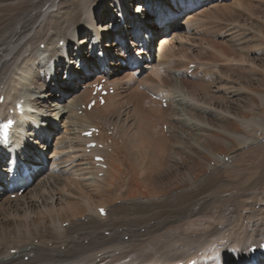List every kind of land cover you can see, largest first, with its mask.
Here are the masks:
<instances>
[{"label":"bare ground","instance_id":"bare-ground-1","mask_svg":"<svg viewBox=\"0 0 264 264\" xmlns=\"http://www.w3.org/2000/svg\"><path fill=\"white\" fill-rule=\"evenodd\" d=\"M147 1V7H143L141 16H138L142 20L137 26H142L146 21L152 24L157 18L154 0ZM169 1L176 9L188 5L190 12L182 25L202 22L204 16L213 9L209 10L208 7L195 12L203 0ZM127 2L0 0V99L3 97L0 102V122L10 117L16 119L17 126L12 129L11 139L14 153L27 160L40 153L38 148L31 145L29 147L33 150L29 149L23 154L27 148L22 152L24 146L21 142L28 136V130L30 136H37V140H40L41 134L37 128L29 127L32 121L33 125L42 126L40 122L45 118L41 113H32L31 110L35 108L42 111L40 103L47 102L45 97L52 95V84L59 83L63 90L70 84L59 77L64 68L62 60L67 56L74 60L67 69V73L72 76L71 81L80 89L84 87L69 104V111L74 113L78 110L77 105H85V108L81 115H73L71 119L88 124L89 127L82 131L90 129V126L98 129V134L94 133L92 138L84 136L82 141L103 143L102 148L97 146L91 150L90 158L94 160L95 155H101L104 159L102 163L106 164L102 184L105 186L97 182L101 178L95 179L99 185L93 183L95 189L92 191H87L78 182H71L76 184V187L71 188L68 176V180L64 181L66 183H61V177L66 176H60V173L49 176L51 186L57 189L67 186L66 192L71 196L69 200L56 194V203L55 196H52L53 201L48 204L51 198L42 195V204L37 205L34 199L29 198L28 188L15 198L1 191L0 264H189L192 259L195 260L194 264H248L251 263L250 247L254 244L260 246L263 241L264 153H256V157L251 158L257 160L258 172L255 175L248 170L247 165L245 169L242 167L241 158L253 148L252 144L264 142V76L258 83L249 76L243 80L241 88H237L244 94L243 98H234L229 102L226 98L213 96L208 86L202 84L203 75L196 69V63L192 70L188 65V71H185L184 67L181 68L183 58L178 66L179 55L186 56L182 50L199 38L200 28L188 24L186 36L182 33L173 34L169 30L168 36L172 39H168L161 49L162 61L153 68V73L143 76L144 69L121 66L115 69L116 72H112L114 69L107 72L104 68L95 75L86 74L85 66L78 62L84 61L87 67L92 66L90 61L84 59H96L100 53L109 54L110 49L106 47L118 51V63L134 53L143 54L147 60L149 51L143 39H138L127 25H121L118 20V13L124 11ZM144 2L141 3L146 5ZM217 14L216 11L214 15ZM169 15L156 19L161 27L173 22L174 18ZM104 17L115 20L117 24L102 36L95 21L99 18L104 22L107 19ZM148 17L149 20H146ZM79 31L88 34L80 39L77 37ZM257 31L263 34L262 39H257L263 45L264 29ZM48 33L52 36L49 37ZM254 33L258 32L255 30ZM122 34L130 38V47L119 38ZM92 36L95 37L93 43L87 46L85 43H89ZM74 40L78 41L80 52L70 51ZM105 40L104 45L102 42ZM60 41H63L62 45ZM218 44L215 45L220 47ZM170 45L172 47L168 50ZM173 47H178V53L181 52L179 57L173 53ZM247 50H253L251 43L247 45ZM109 57V63L113 64L116 61L114 55ZM229 57L243 61L246 65L252 62L254 67L264 71V56L239 58L231 54ZM199 66L203 67L206 75L210 71L202 62ZM175 67L178 68L175 71L178 74H172ZM103 77L107 79L106 87L112 86L114 92L117 85L121 84H128L131 89L121 100L119 97L123 95L106 101L109 92L103 104L98 101L88 109L92 85ZM235 80L242 82L238 76H235ZM141 86L164 98L170 96L175 87L186 90L194 100L186 108L192 125L173 107L172 97L166 98L167 107H163L161 100L150 96ZM29 87L35 91L33 94L42 96L32 95ZM18 102H22V109H29H23L22 114L6 111V108L16 110ZM131 107L141 116L137 127L130 122ZM218 112H223L226 117L219 116ZM214 122L218 124H212ZM164 124H167V130L163 128ZM216 125L218 133L211 130L216 129ZM205 134L208 135L206 141L201 139ZM246 143L248 150L243 147ZM256 146L255 149H261L264 145ZM9 153L6 149L0 150V164L6 162ZM87 155H83L85 159L89 158ZM213 160L215 162L211 164ZM217 166L220 167L218 170ZM207 169H210L209 173ZM47 170L48 166H42L31 175L35 179ZM227 170H231L228 176L225 175ZM240 172L245 173V179L232 186ZM58 184L64 185L58 188ZM250 192L255 195H250ZM236 193L241 196L231 199ZM214 196H219L225 202L221 203ZM83 197L88 198L91 204L82 205ZM92 201L100 202L96 206L97 213L91 212ZM259 203L263 206H259ZM58 204H61V208L56 207ZM210 204L213 206L209 207ZM100 206L106 207L105 216L99 213ZM246 206H249L247 214L243 211ZM203 217L218 221L222 229L212 223L199 230V234L190 233L186 236V230L197 228ZM64 222H67L66 226H62ZM185 224L187 226L183 228ZM258 235L263 236L259 239ZM259 259L258 264H264V254Z\"/></svg>","mask_w":264,"mask_h":264},{"label":"rangeland","instance_id":"rangeland-1","mask_svg":"<svg viewBox=\"0 0 264 264\" xmlns=\"http://www.w3.org/2000/svg\"><path fill=\"white\" fill-rule=\"evenodd\" d=\"M101 1H103V0H101ZM154 3H155V0H154ZM217 5H219V6H217ZM135 6H136L135 11H138L140 9L139 2H137L135 4ZM220 6H221V8H219ZM154 7L157 10V18H155L154 23L149 24L148 21H146L144 24H142V26H140V29H137V28L135 29L133 27V25H134L133 20H128L126 22L128 29L132 32H139V34L140 33L144 34V30L145 31L147 30V32L150 33L151 47H152L151 48V50H152L151 54L152 55H150L148 58L149 64L144 65L143 69H144L145 73L143 76H146V74H149V73H153L152 72L153 68H155L159 64L158 62L160 60L162 61V59H160V58H162L160 56L161 49L164 47L165 43L168 42L167 41L168 39H172V38H169V36H170L169 30L173 34L182 33L184 36H186V34H187L186 32L189 28L188 25H192L195 27L197 25L200 28L198 36H197L199 38H196L197 40L195 42H193L192 44L187 45L186 46L187 49L185 48L184 50H182V51H184L183 53L186 52L185 57H182L181 55H179L181 52L178 53L179 52V50H177L178 47H173L174 52H173V49H172V52L177 54V57H179V56L181 57L179 59V62H178L179 65L178 66L181 65V60L184 58L183 59V66H181V68L184 67L183 68L184 70L188 67V65L191 68L190 70H192L195 67V63L198 65L196 67V69L198 68L200 70L199 73L201 72L200 74L203 75L201 77L203 79V81H201V82L205 86H208L207 89L210 92L214 93L213 96H216L217 98H224V99L226 98L225 100L226 101L228 100L229 102L234 98H243L244 94L242 92L237 91V88L238 89L241 88V85L244 83L243 80L249 76L252 81L258 83V81L262 78V76H264V71L261 69H257L256 66L254 67L252 62H250L249 65H246V63L244 64L243 61L241 62L238 60L231 59L233 57H229V55L231 56V54H232V56H234V54H236L239 58H241L242 56L252 58L253 55L256 58L264 56V44L260 45L257 41V39H262V35H263L261 31H257V30L258 29H264V0H203L202 4L200 3V5H198V7L194 11L200 12L202 9H204V8L208 9V7H209V10L211 8H213V9H211V11H212L211 13H213V15L209 12L210 14L206 15V17L204 16V18L202 19V22L195 23V24L190 22L189 24L186 23L185 25H182V24H184V20L188 16L187 13L190 12V10L188 9V5H184V7L182 6V7H180V9H176L175 7H172V4L170 3L169 0H156ZM214 10H215V12H214ZM145 11H147V10H145ZM216 11L218 13L217 16L214 15V13L216 14ZM143 13H145V12H143ZM167 14H170L169 17L171 16L170 18H174V19H173L172 23H170V24L167 23V25L164 24L165 26L163 28L159 25L158 20H156V19H158L159 17H165ZM103 15L104 14H102V16ZM104 18H107V17H104ZM147 19L149 20V17L146 18V20ZM118 20H120V19L118 18ZM222 20H224V21H222ZM95 23L98 26V28L101 30L102 36L106 35L107 32L109 31V29L112 28V26H115L117 24L115 20H112L110 18L105 19L104 22H102V20L98 18V20L95 21ZM120 24H122V23H120ZM100 25H101V27H100ZM255 30L258 33H254ZM87 34L88 33L86 31H79L77 37L81 39L82 37L83 38L86 37ZM256 34H257V36H256ZM50 36H52V35L49 34V37ZM250 36L253 38H251ZM260 36H261V38H260ZM93 37L94 36H92V39L90 40L89 43H85V44H87V46L92 45L93 40L95 38V37L94 38ZM164 37L166 39H164ZM256 37H259V38H256ZM119 38L122 39V41L125 40L127 42V40L122 35H119ZM215 41H218V42H215ZM77 42H78L77 40L72 41L71 46H70L72 51L77 50V48H78ZM223 42L225 45H227V47H225ZM256 42L258 43V45ZM60 43H61L60 45H62L63 41H61ZM103 43L105 45L106 40H105V42L103 41L102 44ZM210 43H213V45ZM250 43L253 47L252 51L255 50V52L247 50V45L249 46ZM215 44L220 45L221 49L219 46H217ZM127 45H129V44H127ZM42 46H43V44H41V47ZM171 47H172V45L168 46V50ZM213 47H216V48H213ZM217 47H219V48H217ZM106 48L110 49L109 55H114V57L116 56V58L119 59V57L117 56L118 52H117V50H115V48H110V47H106ZM216 49H218V50H216ZM226 54H229V55L226 56ZM142 56H144V55H142ZM70 59H71V62H70ZM185 59H186V61H189V62L192 61V62L191 63L186 62ZM187 59H189V60H187ZM230 59L233 61H231ZM84 60L85 61L88 60L90 62L91 61L96 62L95 64L92 63L93 65L89 67L91 75H93V74L95 75L97 72L101 71V68H99L100 64H99L98 60L90 58V57L88 59L86 58ZM62 62L64 63V69L60 72L59 77H60V79H63L64 82H68V83L70 82V84L67 86V89L63 90L61 88V86H59V83H53L52 84L53 85L52 95L45 97L46 100H48L47 102L40 103L41 104L40 109H42V111H38L35 108H33V110H31L32 113H41V115L45 118V120L40 122V124L42 126H39L36 124L33 125L34 121H32L29 129L30 128L33 129L35 127V128H37L38 133H41L40 129L46 128L45 130H47V131H49V133H51V137H50L51 138V140H50L51 145H49V148L46 149V152H47L46 154L48 156V161L46 162V166H48V170L45 171L40 176L36 177L34 179L33 183L28 187V191L30 193L29 198L34 199L36 201L37 205L42 204L41 203L43 201V200H41L42 195L48 197V199L51 198L47 202L48 204L53 201L52 196H55L54 202L56 203V198H57L56 194L63 196L62 197L63 199H66V200L71 199L70 198L71 196L68 195V192H66L67 186L62 187L63 189H57V188L51 186V184H49V182H51V179L49 178V176H51L52 174L56 175V174L60 173L59 174L60 176H66V177L68 176L69 180H68V177L67 178L61 177L63 180V181H61V183H66V182H64L65 179L68 180V182L70 184H71V182H78V183H81L82 186L87 191H92V189H95L94 188L95 186H92L93 183L97 184L96 181H94L95 179L101 178V179H99V181L97 180V182L100 185H102L104 182L103 176H104V170H106V164L101 165L98 161L92 160L90 158L92 156L91 149L95 148L96 146L89 147V145L87 143L82 141V137L85 136L83 134L82 129L88 128L89 127L88 124L87 123L81 124L79 122H73L71 119V116H73V115H75V116H76V114L81 115L83 112V109L85 107H84V105H82V107L77 105L78 110L75 111L76 113L75 112L71 113V111H69V108H70L69 104L75 98L76 94H78L81 90H84V87H82L80 89V86H78V85L76 86V84L73 81H71V76H69L67 74L68 66L73 64L72 58L64 57ZM201 62L204 63L205 65H207L208 69L210 70L207 73V75L203 73V71H204L203 67L199 66V63L201 64ZM78 63L81 66H82V64H84L83 61L82 62L79 61ZM115 63L110 65V69H117L119 67ZM121 66L124 68L128 67L124 63H122ZM121 66H120V68H121ZM248 69L251 70V72H249ZM176 70L178 71V68H176V67L174 69H172V74H178V72H175ZM185 71H188V69H186ZM113 72H116V70H114ZM51 73H54V72L51 70ZM188 75L190 76V74H188ZM235 76L242 78V82H237L235 80ZM90 79H92V78L90 77ZM88 80H89V78H88ZM91 82H93V81H91ZM122 86H123L122 84L117 85V90L113 94H111V93L108 94L106 96V101H108L109 99H117L118 96H120V95H123V96L119 97V100H121L122 98H125L126 95L128 94V92L130 91L131 86H128V84L124 85L123 87ZM75 87H77V88H75ZM144 87L141 86V88H144ZM147 89H146V92H147ZM242 90H243V87H242ZM29 91L32 95H35L37 97L42 96L41 94H33L35 91L31 87H29ZM75 91H78V92L74 93ZM126 92H127V94H126ZM116 93H118V94H116ZM160 94H163L164 96L166 95L163 92H160ZM169 97H172L171 98L172 99V105L174 108H176L177 111L180 112L183 119L184 120H190L191 117L189 116L188 112L186 111V108H187V105L190 104V102L194 103V100H192V98L188 95L186 90L175 87V89L171 92L170 96L166 95L165 98L169 99ZM2 100L3 99H0V102H2ZM163 107H166V106H163ZM131 108L133 109V107H131ZM131 108H129L130 122L135 123V125H136L135 127H137V125L139 124V122L141 120V116L135 111V109L132 110ZM27 109H29V108L27 107ZM13 110H14V108H11L10 110H8L6 108V111H8V112L10 111V113H12ZM133 111L136 113H134ZM218 115L219 116L221 115L222 117L225 116L223 114V112H218ZM191 122L192 121L190 120L189 123L191 124ZM218 122L220 123L221 121H218ZM202 124H205V122H202ZM212 124H218V123L214 122ZM212 127H213V125H212ZM215 127H216V129L213 128L211 130L213 132L218 133L219 128L217 125ZM163 128H164V130H167V124H164ZM111 130H113V126H111ZM28 131H29L28 136H26V138L21 142L22 147L24 146L21 149L22 151H24V148L29 149L28 147L31 145L38 146V147L40 146V144L38 143V141L40 142V140L39 139L37 140V136H33V135L30 136L29 135L30 130H28ZM95 132L98 134V130ZM206 134H208V133H206ZM206 134L204 136H202L201 139L206 141L208 138V135H206ZM44 137H45V135H44ZM194 137H195V135H194ZM196 143L198 144V142H196ZM85 144H86V146H85ZM261 144L264 145V142L263 143L258 142V143L252 144L251 147H253V148L250 149L249 152H246L248 154H245V156H243L241 158L242 167L245 169L246 165H247L248 170L251 171L253 173V175H255L256 172H258V165H256L257 160L251 159V158H255L256 153H264V146L261 149L260 148L255 149L257 147L256 145L260 146ZM99 145L101 147H103V143H99ZM26 146H28V147H26ZM243 147L246 150H248L247 143ZM108 149L110 150V147H108ZM87 153H88V155H87ZM85 154L87 156H89V158H88L89 161H88V159H85V156H83ZM66 160H67V162H66ZM226 160H227V158H226ZM63 161H64V163H63ZM92 162H94V163H92ZM214 162H215L214 160L211 161V164H214ZM206 164H208V163H206ZM218 168H220V167L217 166V170H218ZM98 170H100V171L98 172ZM94 172H96V174ZM209 172H210V169H207V173H209ZM229 173H231V170H227L225 175L228 176ZM123 177H125V176H123ZM245 177H246L245 173L243 174V172H240L239 177L235 179V181H234L235 184H233L232 186L238 185L240 182H242L245 179ZM47 182H48V184H47ZM45 184H47V185H45ZM99 184H97V185H99ZM44 185L46 186L45 190H44V188H45ZM63 185L64 184H58V188H60ZM102 186H105V185H102ZM70 187L71 188L76 187V184L73 183V184H71ZM217 188H220V187L217 186ZM48 189H49V191H48ZM245 194L247 195L248 193H245ZM18 195H20V194H18ZM250 195H255V194H254V192H250ZM209 196H211V195H209ZM240 196H241L240 193H236V194L232 195L230 198L233 199V198H237ZM37 197L38 198L40 197V200ZM214 197L215 198L218 197L216 199L218 201H220L221 203L225 202L223 199H219V196H214ZM37 201H38V203H37ZM119 201H117V202H119ZM248 202L250 203L251 201L248 200ZM60 203H62V202H60ZM81 203H82V205H86L87 203L91 204V201L88 200V198L83 197V199H81ZM98 203H100V202H93L92 203V211L91 212L97 213V207L96 206ZM251 204L255 205V202H252ZM258 205L263 206V204L261 205V203H259ZM60 206H61V204H58L56 207L61 208ZM212 206H213V204L209 205V207H212ZM82 207H84V206H82ZM248 207L249 206H246V208L243 210L245 214H247L246 209ZM84 208H86V207H84ZM20 212L22 213V211H20ZM88 213H89V211L86 212V214H88ZM212 223H214V225L219 226L222 229V226L219 225L218 221H214L212 219L206 220L205 217H203L201 219V222L196 226L197 228L186 230V236L190 235V233L199 234L200 233L199 230H202L204 227L209 226ZM66 224H67V222H64V223H62V226H66ZM150 224H153V223L151 222ZM186 226H187V224L183 225V228H186ZM262 236L263 235H258V238L261 239ZM27 258L28 257L26 256L25 260H27ZM187 260L189 261L190 258H187Z\"/></svg>","mask_w":264,"mask_h":264},{"label":"snow or ice","instance_id":"snow-or-ice-1","mask_svg":"<svg viewBox=\"0 0 264 264\" xmlns=\"http://www.w3.org/2000/svg\"><path fill=\"white\" fill-rule=\"evenodd\" d=\"M8 127V125H4V128L6 129Z\"/></svg>","mask_w":264,"mask_h":264}]
</instances>
